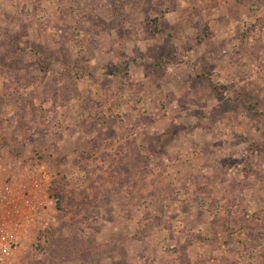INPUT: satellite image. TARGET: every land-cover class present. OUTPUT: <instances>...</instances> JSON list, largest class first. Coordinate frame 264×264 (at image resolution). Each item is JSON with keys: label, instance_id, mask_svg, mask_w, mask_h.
Here are the masks:
<instances>
[{"label": "rangeland", "instance_id": "rangeland-1", "mask_svg": "<svg viewBox=\"0 0 264 264\" xmlns=\"http://www.w3.org/2000/svg\"><path fill=\"white\" fill-rule=\"evenodd\" d=\"M0 190L6 264H264V0H0Z\"/></svg>", "mask_w": 264, "mask_h": 264}, {"label": "built area", "instance_id": "built-area-1", "mask_svg": "<svg viewBox=\"0 0 264 264\" xmlns=\"http://www.w3.org/2000/svg\"><path fill=\"white\" fill-rule=\"evenodd\" d=\"M44 174V178L47 177ZM47 179V178H46ZM9 202L4 201L2 190H0V264H6L11 255L19 248L21 230L31 221L38 220L40 213L45 210V205L33 203L31 199H26L27 213L25 210L8 209ZM47 207V205H46ZM15 218H11V216Z\"/></svg>", "mask_w": 264, "mask_h": 264}]
</instances>
